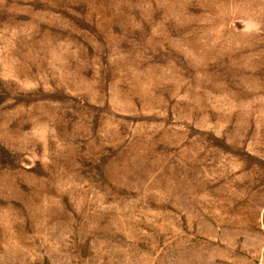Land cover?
Segmentation results:
<instances>
[{
    "label": "rangeland",
    "instance_id": "1",
    "mask_svg": "<svg viewBox=\"0 0 264 264\" xmlns=\"http://www.w3.org/2000/svg\"><path fill=\"white\" fill-rule=\"evenodd\" d=\"M0 264H264V0H0Z\"/></svg>",
    "mask_w": 264,
    "mask_h": 264
}]
</instances>
